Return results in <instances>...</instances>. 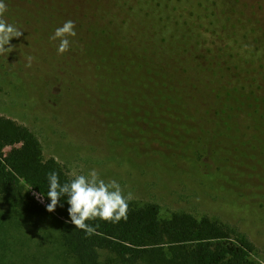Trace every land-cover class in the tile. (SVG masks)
I'll return each instance as SVG.
<instances>
[{
    "label": "trees",
    "instance_id": "trees-1",
    "mask_svg": "<svg viewBox=\"0 0 264 264\" xmlns=\"http://www.w3.org/2000/svg\"><path fill=\"white\" fill-rule=\"evenodd\" d=\"M41 1L35 11L4 0V19L39 42L36 67L22 63L26 81L54 106L72 97L110 137L137 142L171 168L192 162L209 188L264 211V0ZM67 20L76 36L57 55L50 37ZM51 172L61 185L72 180L43 158L30 129L0 116V196L10 217L60 220L77 264H263L235 227L185 212L162 217L155 203H128L116 224L88 221L96 231L86 236L70 222L67 196L46 211Z\"/></svg>",
    "mask_w": 264,
    "mask_h": 264
},
{
    "label": "rangeland",
    "instance_id": "rangeland-1",
    "mask_svg": "<svg viewBox=\"0 0 264 264\" xmlns=\"http://www.w3.org/2000/svg\"><path fill=\"white\" fill-rule=\"evenodd\" d=\"M9 1L23 3L25 9L29 4L35 11L43 5L40 0H8V7ZM25 9L24 13L28 12ZM37 44L22 34L9 42L14 51L6 59L0 55V116L30 129L40 142L44 159L54 158L71 179L73 173L87 176L95 169L105 182L116 180L125 195L131 191L134 199L129 203H155L162 217L185 212L233 226L253 243V257L264 264L263 210L236 205L225 193L209 188L212 181L191 173L192 162L184 163V169L171 168L144 146L148 154L141 153L137 142L110 137L70 96L54 106L44 97L42 86L31 79L26 81L22 74L26 71L22 63H28ZM27 191L44 206L37 192ZM10 215L8 202L0 196V264H77L63 238L60 220L20 210L14 214L16 219Z\"/></svg>",
    "mask_w": 264,
    "mask_h": 264
},
{
    "label": "clouds",
    "instance_id": "clouds-1",
    "mask_svg": "<svg viewBox=\"0 0 264 264\" xmlns=\"http://www.w3.org/2000/svg\"><path fill=\"white\" fill-rule=\"evenodd\" d=\"M6 12L7 5L4 0H0V55L5 56V59L14 51L12 46H8L9 42L13 38L21 37L23 32L4 19ZM75 36V24L71 20L65 21L62 26L55 29L50 39L59 41L57 55H63L69 50L71 43L69 37ZM27 59L26 67H31L34 58L29 56ZM73 176L74 179L70 183L61 185L55 172L47 175L49 182L47 197L50 200L46 206L47 212H54L60 198L67 196L70 222L75 229L85 232L86 236L96 231L95 227L89 226L88 221L99 219L105 223L116 224L122 219H127L128 203L134 199L131 191L125 195L116 180L105 182L95 169L91 170L87 176L75 173ZM36 196L42 202V194H36Z\"/></svg>",
    "mask_w": 264,
    "mask_h": 264
},
{
    "label": "built area",
    "instance_id": "built-area-1",
    "mask_svg": "<svg viewBox=\"0 0 264 264\" xmlns=\"http://www.w3.org/2000/svg\"><path fill=\"white\" fill-rule=\"evenodd\" d=\"M43 201V200H42ZM43 203H44V201H43Z\"/></svg>",
    "mask_w": 264,
    "mask_h": 264
}]
</instances>
